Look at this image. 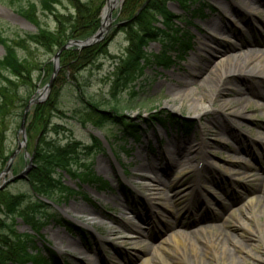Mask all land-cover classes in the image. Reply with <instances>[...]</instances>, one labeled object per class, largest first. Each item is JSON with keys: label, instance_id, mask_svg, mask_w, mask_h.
Instances as JSON below:
<instances>
[{"label": "rangeland", "instance_id": "374dc122", "mask_svg": "<svg viewBox=\"0 0 264 264\" xmlns=\"http://www.w3.org/2000/svg\"><path fill=\"white\" fill-rule=\"evenodd\" d=\"M106 1L96 0L101 6L100 22ZM199 1L204 5V15L200 19L192 18L183 11L180 0H167L164 5L167 11L179 15L182 31L187 30L193 36L191 49L174 59L167 68L147 63L142 75L133 79L129 87L115 92V95L111 94V86L118 68L132 55L137 44L132 35L116 31L124 18L117 14L124 0L111 4L106 30L102 38L95 42H103L109 37L107 54L100 56L96 65L79 70L76 81L82 85L85 95L100 103L102 110H109L110 105L119 101L124 106L122 113L141 124L143 131L136 141L123 140L118 137L119 131L114 124L106 122L100 127H95L89 121L81 124L77 118L84 108L81 97L73 84L61 86L59 108L66 117L57 115L53 120L66 130H59L58 135L51 133V138L63 142L71 136L82 145L90 146L93 144L91 138L95 137L100 146H92L87 153L80 154L81 161L73 162L71 171L81 176L90 167L93 176L105 181V185L100 187L93 180L78 182L75 176L63 172V184L75 189V192H52L50 198L53 203L45 204L44 213L38 214L39 227L25 223L19 217L14 221L19 234L38 232V236L32 240L40 253L34 256L35 261L30 259L23 264H139L140 256L144 251L148 253L151 244L158 245L164 241L169 246L168 243L172 242L171 227L178 228L177 222L182 225L179 228L187 233L188 240L180 244L176 251L170 253L163 250L162 259L149 252L148 256L154 263L176 264L184 257L187 264H264V79L254 74H233L220 82L213 80L203 84L200 79L204 74L195 76L196 68L198 65L201 67L205 60L208 67H213L219 59L233 53L226 50L220 57V54L212 51L216 48L222 51L223 46L226 49L234 42L229 37L230 32L263 43L245 47L264 49V0H260L263 5L250 4L251 10L242 8L243 0H194L188 9L197 6ZM29 2L36 3L38 7L34 12L35 22L50 31L54 30V15L41 10L39 0H0V34L3 37L13 38L16 34L37 31L34 22L17 11ZM55 10L59 15L74 13L66 0H61ZM154 18L149 26L163 29L161 15L155 14ZM217 24H222L226 33L213 31ZM208 33L217 35L218 43L208 40ZM28 47L29 58L39 64L52 61L56 53L34 45ZM160 48V42L153 39H148L142 45L147 54L157 53ZM241 54L242 48L235 51V56ZM3 55L4 47L0 44V57ZM192 63L196 64V68L191 66ZM37 74L35 70L33 76L39 90L46 82L38 81ZM188 79L193 83L183 85ZM257 85L262 88L259 89ZM132 89L137 91L138 99L134 105L126 107ZM182 90L193 91L191 95L194 98L208 92L214 93L206 112L195 117L188 99L175 97ZM50 91L51 88L45 100ZM258 92L262 95L258 96ZM172 105L179 106L178 110H172ZM167 113L180 119L178 125L153 121L147 124L151 116ZM19 123L17 116L9 121L5 142L8 151L14 150L17 142L21 141ZM191 138L194 145L199 147L195 155L189 158L191 160L179 158V165L167 167L166 160L173 153L167 155L164 149L173 147L174 150L179 144L190 142ZM107 143L112 146L122 167L109 152ZM26 144L20 148L11 164L12 174L23 170L29 161L32 163L29 154L25 155ZM152 164L154 168L150 169ZM151 170L161 180L160 193L155 196H151L144 186V178L150 175ZM11 172L0 178V184L11 176ZM211 179L215 184L210 182ZM223 181L225 184L221 183ZM193 183L197 187L188 188ZM4 187L13 193L29 191L24 178L7 182ZM176 190L179 191L174 196ZM162 201L169 204V207L165 206L167 214H163V220L156 208ZM125 206L131 208L132 212L128 213ZM90 212L95 213L93 217L89 215ZM136 212L139 216L135 215ZM52 213L54 215L50 217ZM145 214L148 220L144 219ZM140 218L149 223L143 224ZM60 221L72 223L79 233L67 230ZM122 222L144 226L145 233L134 244L142 250H132L130 241L123 239L125 234L119 227ZM67 241L73 244L66 246ZM220 242H225L228 249L224 251ZM190 243H194V246ZM80 245L86 247L81 255L74 250L75 246ZM229 250H232L236 261ZM52 253L55 257L49 259ZM44 256L49 257L47 262Z\"/></svg>", "mask_w": 264, "mask_h": 264}, {"label": "trees", "instance_id": "16d2710c", "mask_svg": "<svg viewBox=\"0 0 264 264\" xmlns=\"http://www.w3.org/2000/svg\"><path fill=\"white\" fill-rule=\"evenodd\" d=\"M66 1L74 9L73 14H57L55 6L60 4L61 0H39L40 9L54 15V30L50 31L46 27H41L39 22H35L34 12L38 7L36 3L29 2L26 7L20 6L17 11L33 21L37 31L23 35L16 34L13 38L3 37L0 34V44L4 47V55L0 57V172L12 152V150H7L5 143L9 121L14 116L21 120L28 100L38 89L33 76L34 71H38L36 76L38 81L47 83L53 70L52 61L39 64L31 60L28 55V46L34 45L47 51L57 52L69 40H83L93 35L99 28L100 3L96 0ZM193 1L180 0L179 5L189 16L200 19L204 15V5L199 1L197 6L188 9ZM166 2L167 0H124L122 8L117 13L123 15L124 18L121 19L122 23L116 31H124L132 35L136 40L137 48L118 68L111 86L112 95L121 91L120 89L129 87L133 79L142 75L143 67L147 63L152 62L162 68H167L174 59L191 49L193 36L187 30L182 31L180 22H178L179 15L167 11L164 7ZM155 14L161 15L163 29L149 26L150 21L155 19ZM148 39L160 42L159 52L147 54L143 51L142 45ZM109 41L108 37L103 42L81 50L73 47L64 49L59 55V71L53 81L48 99L32 105L27 114L26 151L32 163L24 179L28 182L29 191L13 193L7 191L5 187L0 189V264L10 262L23 264L30 259L35 261L34 256L40 252L34 247L32 239L38 236V232L19 234L15 229L14 221L19 217L23 222L36 224L34 226L39 227L38 214L44 213L45 204L53 203L50 198L52 192L59 190L62 193H74L75 189L63 184V172L75 176L78 182L93 180L99 186L105 185V181L93 176L90 167H85L86 172L81 176L71 171L72 163L79 162V158L82 157L80 154L87 153L92 146H100V142L95 137L91 138L93 144L90 146L82 145L71 136L63 142L51 138V133L58 135L59 130H66L53 120L57 115L66 117V114L59 108L62 85L67 83L71 86L73 84L79 98H82L80 100L84 103V108L79 111L77 117L81 124L89 121L95 127H100L108 122L116 125L119 138L135 141L140 138L143 126L122 113L124 106L119 101L110 105L109 110H102L100 103L91 96L85 95L82 85L76 81L79 70L96 65L99 57L107 54ZM137 99V91L130 90L125 106L134 105ZM152 121L178 125L180 119L167 113L151 116V121L147 124H152ZM108 145L116 157L112 146L109 143ZM81 165L80 163L79 166ZM53 215L52 213L50 217ZM60 222L66 229L77 231L73 224L66 221ZM50 256L52 258L44 256L46 262L48 258L54 259L55 257L53 254Z\"/></svg>", "mask_w": 264, "mask_h": 264}, {"label": "bare ground", "instance_id": "6f19581e", "mask_svg": "<svg viewBox=\"0 0 264 264\" xmlns=\"http://www.w3.org/2000/svg\"><path fill=\"white\" fill-rule=\"evenodd\" d=\"M250 1H252V2H250ZM253 3H258V4L263 5L260 0H243L242 1V8L251 10V9H249V8H251L250 4H253ZM103 23H106L105 18L103 20ZM210 25H211V23H210ZM215 27H214L213 31L220 30L221 33L222 32L226 33V31H225L226 29L223 27L222 24H217ZM214 33H217V32H214ZM216 36L217 35H215V34L213 35L211 33L207 34L208 40H211V41L214 40V42L218 43ZM229 37L234 39V42L230 43L228 47L226 46V49L223 46L222 51L217 49V48L215 50H212V51L215 54H220L219 55L220 57L226 52V50L230 51V53H232V52L233 53L231 55H227L226 57H224L222 59H219L216 63H214L213 67L212 66L208 67V65H207L208 61L207 60H205L204 63H202L201 67H199V65H198L197 68H196V64L192 63L191 66L193 68L198 69V70H196L195 76H197V75L199 76V73L200 74L203 73L204 76L200 79L203 84H206L207 82H212L213 80L215 81V83L220 82L223 78L228 77V76L233 75V74H236L237 76H239L241 74L242 75L254 74V75L259 76L261 79H264V49H251L249 47H245V45H247V46L252 45V44L261 45L263 43L262 42H254L252 40H247L243 37V35H241V34H235L234 35L231 32H230ZM223 39L227 40L224 37H223ZM235 41H237V42L235 43ZM240 48H242V54L235 56V51H237V49H240ZM187 83L192 84L193 81H191L190 79L185 80L183 85H185ZM200 85H201V83H200ZM257 86L259 87V89L262 88L261 85H257ZM179 92L180 93H177V95L175 97L176 98L180 97L179 99H181L183 97L187 98L190 109L193 110V112L195 113V117H199L202 114V112H206V110H207L206 107H208L210 105V102H209L210 97H213V95H214V93L210 94L208 92L209 94L207 93L206 95L201 96L200 98L199 97L194 98V96L191 95L193 93V91L189 92L187 90H182ZM257 94H258V96L262 95L259 92ZM190 96H192V97L190 98ZM254 96H256V95H254ZM204 99H207V100H205V102H203L202 100H204ZM178 107L179 106H176V105L171 106L172 110H178ZM222 107H224V105ZM197 108L200 110L199 111L196 110ZM194 143H195L194 140L191 138L190 142H187L183 145H181V144H179L178 146L175 145L177 147L174 150H173V147H172V149L165 148L163 151L165 154L170 155V153L171 154L173 153V155L170 157V159L166 160V163L168 165L167 167H169L173 164L179 165L180 164L179 158H188L189 159L193 155H195V153L198 151L199 147L194 145ZM238 149H239V151L242 150L241 148H238ZM189 160H191V159H189ZM149 168L153 169L154 165L152 164L151 167L149 166ZM151 171L152 172H149L150 175L148 177L144 178V181H145L144 186L150 192L151 196H155V195H158L160 193L159 191L161 190V186H159V185L161 184V180L159 179V177L155 173H153V170H151ZM210 182H212V184H215L214 179H211ZM226 182H227V180H226ZM194 183H193V185H189L188 188L195 187L196 184H194ZM221 183L225 184L224 181ZM218 185H221V184H218ZM185 188H187V187H183L182 189H185ZM178 191L179 190L175 191L174 196H175L176 192H178ZM165 206L169 207V204L166 202H163V201L160 202L156 206L158 212L160 213L159 216L161 217L162 220H163V217L165 216V215L163 216V214H165V213L167 214V211H165L167 209V207H165ZM124 209H126L128 211V213L132 212L131 208L129 209L126 206L124 207ZM154 212H155V210H154ZM93 214H95V213L94 212L89 213V215H91L92 217H93ZM231 214H232V212H231ZM135 215L139 216V213L136 212ZM146 215L147 214L143 215V217L145 220H148L146 218ZM132 219L135 220L134 217H132ZM149 220H150V218H149ZM141 222L143 224H146V225L149 223V221L147 223H145V221H142V219H141ZM168 222L171 223L170 221H168ZM177 224H179V223L178 222L176 223V226H178V228L177 227L174 228V226L171 227V228H173V230L170 232V238L172 239L171 240L172 245H171V243H168L169 244V246H168L166 243H164V241H160V243H158V245L151 244V246L149 247L148 253L152 251L159 258L162 259V256H163L162 251L163 250L170 252V253L178 250V246L180 244L186 242L188 240V237H187V233H185V231L183 229L179 228L182 225L181 224L177 225ZM119 227H120L121 232L125 234L123 239L124 240L128 239V241H130V243L132 244V247H133L132 250H135L136 252H138L139 249L142 250L139 246H137V244L136 245H134V244L136 243V240L139 241L140 236L145 233V230H143L144 226L140 225L138 223H135V222H134V224H131V225H129L126 222H122ZM199 230L204 232V230L202 228H200ZM211 243L217 244V242H214V241H211ZM72 244H73V242L71 243V242L67 241L66 246H71ZM190 244L192 246H194V243H190ZM219 245L222 246V249L224 251L228 249L227 244H225V242H220ZM85 249H86V247L84 248V246H82V245H80V247H76V246L74 247V250L79 255L83 254ZM231 251L232 250H229L228 252H230L232 254V258L235 259V261H236V258ZM148 253L144 251V254H142L139 258V260H140L139 264H158V263H154L151 260V257L148 256L149 255ZM232 263H234V262H232ZM84 264H85V262H84ZM162 264H171V263L163 262ZM176 264H187V261H185V258L182 257L178 262H176Z\"/></svg>", "mask_w": 264, "mask_h": 264}, {"label": "water", "instance_id": "95a60500", "mask_svg": "<svg viewBox=\"0 0 264 264\" xmlns=\"http://www.w3.org/2000/svg\"><path fill=\"white\" fill-rule=\"evenodd\" d=\"M121 1V0H120ZM116 2V0H107L105 3V6L103 8L102 11V16H101V22H100V27L98 28V30L90 37L84 39V40H70L68 41L65 45H63L54 55L53 57V70H52V74L48 80V82L39 90H37V92L35 93V95H33L27 102L23 114H22V118L19 124V128H18V134L21 135V141L17 142V146L16 148L13 150V152L10 154L8 161L4 167V169L0 172V178H3L4 176H6L7 174L10 173V169H11V164L15 158V156L17 155V153L19 152L20 148L23 147L25 145V121H26V117H27V113L30 110V107L33 104L36 103H40L43 102L48 95V92L50 90V88L52 87L53 81L55 79V76L57 74V70L59 68V55L60 53L67 48L70 47H75L77 49H83L86 48L90 45H93L95 42H97L100 38H102L103 33L106 30V25L109 21L110 18V8H111V4H114ZM106 20V23H103V20ZM26 155V154H25ZM30 163V161H29ZM29 163L28 165L22 170L20 171L18 174L15 175H11L9 176L7 179H3L2 183L0 184V189L3 187V185L7 182H11L13 180H17V179H21L24 178L28 169H29Z\"/></svg>", "mask_w": 264, "mask_h": 264}]
</instances>
